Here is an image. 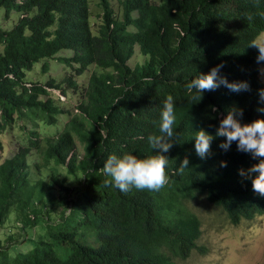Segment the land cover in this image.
<instances>
[{"label": "trees", "instance_id": "trees-1", "mask_svg": "<svg viewBox=\"0 0 264 264\" xmlns=\"http://www.w3.org/2000/svg\"><path fill=\"white\" fill-rule=\"evenodd\" d=\"M113 1L0 0V135L17 127L27 140L6 158L0 140V228L13 213L15 227L37 231L33 248L14 256V235L5 234L0 264H175L206 251L197 246L200 220L185 201L206 195L232 225L264 214V196L238 173L261 158L235 143L224 151V138L215 136L233 107L243 110L241 124L264 119V61L249 46L264 31V0ZM63 51L69 58H57ZM136 55L142 60L132 65ZM51 59L69 75L60 82L27 78L35 64L47 73ZM221 64L220 75L248 90L220 86L195 101L186 84ZM67 93L78 95L76 114L64 108ZM168 95L176 104V142L161 153L169 159L167 186L128 193L105 187L109 155L154 154L147 137L158 134ZM200 129L213 136L205 159L194 149ZM185 157L188 168L178 172ZM61 170L73 176L71 185Z\"/></svg>", "mask_w": 264, "mask_h": 264}, {"label": "clouds", "instance_id": "clouds-1", "mask_svg": "<svg viewBox=\"0 0 264 264\" xmlns=\"http://www.w3.org/2000/svg\"><path fill=\"white\" fill-rule=\"evenodd\" d=\"M263 32V31H262ZM249 46L256 47L259 55L257 62L264 61V41L252 43ZM223 65H217L210 69L206 74H200L192 78L186 84L189 93H195L192 97L199 102L206 91H214L220 86H224L232 92L247 91L249 86L246 82H229L224 76L220 75ZM260 100L264 101V89L259 90ZM176 104L172 95H168L162 102L159 119L155 122L158 134H149L147 137L150 148L154 154L145 158L124 153L120 156L109 155L102 167V173L107 177L104 180L105 187L114 186L122 193H128L133 189L137 191L159 192L169 183L167 166L169 159L161 154L167 153L176 142L174 125ZM213 111L216 109L213 107ZM264 111V109H259ZM243 110L233 107L220 120L216 128L215 136L223 137L224 141L219 144V148L228 151L233 143L236 144L237 151L251 154L253 159L259 162L253 164L247 170L239 169L241 177L250 178L252 190L260 196H264V119H256L250 123L241 124ZM213 136L203 129L195 131L194 149L201 159H205L210 154L211 141ZM189 160L185 157L178 172H183L188 168ZM221 167H227L225 161L220 162ZM255 173L256 175H252Z\"/></svg>", "mask_w": 264, "mask_h": 264}, {"label": "rangeland", "instance_id": "rangeland-1", "mask_svg": "<svg viewBox=\"0 0 264 264\" xmlns=\"http://www.w3.org/2000/svg\"><path fill=\"white\" fill-rule=\"evenodd\" d=\"M113 3L115 4L116 0H114ZM262 41H264V31L256 38V43ZM70 55L71 53L63 51L57 55V58H69ZM137 60L141 61L142 59L136 55L131 64L133 65ZM39 67V64H35L32 72L27 74V78L32 80L41 79L42 82L53 78L56 82H60L66 75H69L67 74L69 69L58 59H51V61H49V70L45 74L42 73L43 75ZM259 77L264 82V64L259 67ZM53 93L59 95L58 92L53 91ZM66 96L68 98V103L65 102L64 108L72 114H76L74 106L75 102H78V95L75 94L76 97L74 98V94L67 93ZM61 100H66V97H62ZM61 119H64V116H62ZM15 128L8 130L10 134L6 135L7 137L3 134L0 135V140L5 150L3 158L10 157L13 154L17 147V143L23 141L22 143L25 144V141H27L25 133ZM40 129L42 132L45 131L42 127H40ZM46 131L49 133L51 129ZM76 152H78L80 156L82 155V148L78 142ZM32 159L35 161L36 157L32 156ZM28 162L31 164L30 158ZM41 173L45 172L41 171ZM60 173L62 178L67 179L68 185L74 182L73 176L68 175L65 170H61ZM36 175V171L31 166V180H35L37 178ZM185 208L187 211L196 215L200 220L201 236L197 241V246L206 249V251L205 253L192 251L190 256L185 260L176 259L174 261L175 264H264V214L255 216L250 220H242L238 225H232L228 221L226 214L220 208L213 206L207 200L206 195L203 194L197 195L192 200L185 201ZM15 226L14 214L10 213L9 217L0 228L1 240L5 238V234H7V236L14 235L15 241L19 238L18 241L16 243L14 241L10 247V254L12 256L19 252L25 253L31 250L34 244V238L37 234V231L34 233L31 229L22 232ZM23 234L26 235L25 240L21 239Z\"/></svg>", "mask_w": 264, "mask_h": 264}]
</instances>
